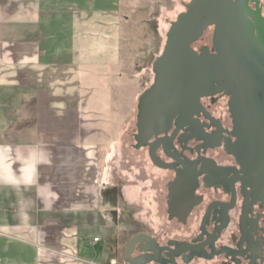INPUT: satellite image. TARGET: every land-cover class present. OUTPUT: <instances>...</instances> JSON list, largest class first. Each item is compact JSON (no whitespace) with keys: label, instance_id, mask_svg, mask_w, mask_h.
Wrapping results in <instances>:
<instances>
[{"label":"crops","instance_id":"obj_1","mask_svg":"<svg viewBox=\"0 0 264 264\" xmlns=\"http://www.w3.org/2000/svg\"><path fill=\"white\" fill-rule=\"evenodd\" d=\"M152 13L0 0V264H122V240L157 229V179L124 167L170 26Z\"/></svg>","mask_w":264,"mask_h":264},{"label":"water","instance_id":"obj_2","mask_svg":"<svg viewBox=\"0 0 264 264\" xmlns=\"http://www.w3.org/2000/svg\"><path fill=\"white\" fill-rule=\"evenodd\" d=\"M185 11L171 22L163 52L153 63V84L138 100L134 149H148L151 162L159 169L173 171L176 178L169 184V220L185 224L200 203L196 195L199 177L210 173L203 158L195 162L181 160L175 143L182 145L183 131L207 141L204 125L199 121L213 118L205 111L202 100L224 96L233 129L227 132L225 150L239 170L231 186L240 184L245 207L264 206V16L261 0H191ZM213 29L212 46L199 43ZM161 149L171 159L164 162ZM201 164V165H200ZM200 166V172L197 171ZM181 167V169H180ZM246 216V215H245ZM245 219H247L245 217ZM146 244L141 255L134 257L135 245ZM170 257L193 253L194 247L172 244ZM154 240L138 235L123 250L125 264H149L158 261L164 248ZM157 252L158 258L150 253Z\"/></svg>","mask_w":264,"mask_h":264},{"label":"flooded vegetation","instance_id":"obj_3","mask_svg":"<svg viewBox=\"0 0 264 264\" xmlns=\"http://www.w3.org/2000/svg\"><path fill=\"white\" fill-rule=\"evenodd\" d=\"M224 100L227 109L221 108L217 114L218 106ZM228 101L224 96L203 99L205 111L214 119L213 122L206 120L203 114L199 118L204 125L207 141H198L194 133L183 131L180 134L183 144L175 143L177 151H171L183 161L187 158L195 162L203 158L210 171L199 177L196 195L200 197V203L185 224L178 220L170 221L167 213L169 184L176 178L175 173L154 166L148 149H145L153 169L171 174V177L161 174L159 176L165 183L166 222L158 229L134 234L121 249L122 264H125L124 248L140 234L148 235L154 240L156 248L152 247L153 250L165 249L160 252L158 261L149 264H264V206L259 203L250 206L249 214L240 184H235L234 188L231 186L236 177L235 170H239V166L225 150L226 139L231 138L227 132L233 129ZM157 155L164 162H172L161 149L157 151ZM197 171L200 172V166H197ZM174 243H179L183 248L194 247V252L174 259L173 263L169 250L174 249ZM145 246L146 244L140 242L135 245V258L141 255L140 250ZM150 256L158 258L155 251Z\"/></svg>","mask_w":264,"mask_h":264},{"label":"rangeland","instance_id":"obj_4","mask_svg":"<svg viewBox=\"0 0 264 264\" xmlns=\"http://www.w3.org/2000/svg\"><path fill=\"white\" fill-rule=\"evenodd\" d=\"M144 3H146V7L152 8V11H154L153 16L155 18H159L160 20L165 21L164 23H170L175 21L177 16L185 11V4H188L191 0H142ZM262 6H263V16H264V0H261ZM170 28V26H169ZM212 37H213V29L208 30L203 39L195 45V48L199 50L203 46H212ZM166 43V38L164 41V46ZM164 47L162 50L159 52V56L162 54ZM225 108L227 109V104L226 100H224L219 106H218V111L216 112L217 114L220 113V109ZM137 132L136 128V118L135 122L132 124V128L130 129V132L126 134L124 138L125 142V158L129 160H125L126 162H131L129 165H124L125 168H132L136 169V167L140 166V170L142 172V176H149L157 179V182L154 184L155 191L150 192V201L148 203L150 206H147L146 208H143V211H148V210H153L151 211V216L156 220V225L157 229L162 227L164 223L166 222V192H165V183L163 179L159 178L160 174L161 175H168L171 177L170 173H161L158 170H155L151 167L148 156H147V151L145 149H142L140 151L134 149L135 145V140H134V135ZM145 167H148L149 169L146 170ZM168 178H165L167 180ZM159 190V191H158ZM160 190H163L160 192ZM150 208V209H149ZM146 209V210H145ZM162 219V224L160 223V220ZM159 226V227H158ZM146 231H150L149 229H145ZM127 238H124L122 240V246H124L127 243Z\"/></svg>","mask_w":264,"mask_h":264},{"label":"built area","instance_id":"obj_5","mask_svg":"<svg viewBox=\"0 0 264 264\" xmlns=\"http://www.w3.org/2000/svg\"><path fill=\"white\" fill-rule=\"evenodd\" d=\"M99 240L98 239H95V242H98ZM107 264H117V262L116 261H113V260H111L110 262H108Z\"/></svg>","mask_w":264,"mask_h":264}]
</instances>
